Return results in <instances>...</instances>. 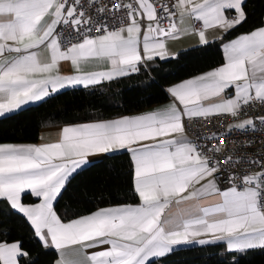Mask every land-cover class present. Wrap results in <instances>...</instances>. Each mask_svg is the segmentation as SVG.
Listing matches in <instances>:
<instances>
[{
    "label": "snow or ice",
    "instance_id": "6c2138e0",
    "mask_svg": "<svg viewBox=\"0 0 264 264\" xmlns=\"http://www.w3.org/2000/svg\"><path fill=\"white\" fill-rule=\"evenodd\" d=\"M108 10H126L128 25L110 29L103 18L94 23L81 0H0V116L69 87L87 89L138 73L140 65L156 57L175 58L167 49L169 39L194 34L202 46L209 43L207 30L227 34L247 22L246 0H174L171 7L163 0H134L113 3ZM226 11L235 15L229 18ZM96 12L102 17L105 7L96 6ZM165 20L167 27L161 24ZM68 28L72 32L63 36ZM62 39L70 46L62 48ZM223 49L224 65L167 90L182 108L174 102L140 115L65 126L57 142L0 144V199L26 218L43 248L57 251L55 264H158L177 246L192 243L226 241L227 250L235 253L264 249V161H243L261 170L230 175V186L221 189L216 174L241 160L203 155L185 135L186 118H238L249 104H264V27L241 34ZM91 59L111 67L80 72L81 64ZM61 62H70L76 74H61ZM229 88L234 96L225 97ZM213 97L221 99L204 103ZM257 119L264 125V117ZM229 127L257 130L252 119ZM204 139L224 143L215 134ZM120 151L130 153L141 203L63 222L53 205L72 174L89 163L90 155ZM209 151L227 149L211 145ZM25 191L41 202L22 203ZM96 248L102 250L88 251ZM27 256L19 242H0L3 264H19L17 258ZM233 264H239L234 257Z\"/></svg>",
    "mask_w": 264,
    "mask_h": 264
},
{
    "label": "trees",
    "instance_id": "16d2710c",
    "mask_svg": "<svg viewBox=\"0 0 264 264\" xmlns=\"http://www.w3.org/2000/svg\"><path fill=\"white\" fill-rule=\"evenodd\" d=\"M247 22L220 39L179 52L175 58H155L139 66V72L91 89L74 88L56 93L46 100L0 118V144L36 143L43 129L98 122L135 115L166 103L167 87L222 65L223 46L230 40L264 25V0H246ZM25 203H36L30 193ZM133 162L121 151L105 156L74 174L55 204L63 222L91 214L98 209L137 204ZM0 242H19L28 253L19 264H55L58 253L45 249L26 218L0 199ZM239 264H264V249L249 251L235 258ZM0 264L1 261H0ZM158 264H233L221 243L175 250Z\"/></svg>",
    "mask_w": 264,
    "mask_h": 264
},
{
    "label": "built area",
    "instance_id": "2783aa9c",
    "mask_svg": "<svg viewBox=\"0 0 264 264\" xmlns=\"http://www.w3.org/2000/svg\"><path fill=\"white\" fill-rule=\"evenodd\" d=\"M72 0H69L71 3ZM84 4V10L86 15L91 16L93 22H97L103 18L108 24L109 28L119 29L128 25L129 21L125 18L126 10L119 12H112L108 9L111 8L113 3H134V0H96V5H89V0H81ZM153 3H160L161 0H152ZM171 7L174 0H163ZM96 6H104L105 12L103 16H99L96 12ZM175 11V9H173ZM123 19V23L121 20ZM144 24V21H141ZM162 26L167 27V21H161ZM196 28L200 27V23L196 22ZM59 30V29H58ZM83 31V30H82ZM72 32L71 28H68L63 32V36H68ZM99 35V33H95ZM79 38L73 39V43L77 42ZM70 45L62 39L61 47L66 48ZM258 117H264V104L254 102L246 106L239 114L238 118H234L231 115L213 116L209 119L195 118L184 121L186 136L200 146L199 150L203 155L209 157L215 156L218 160H223L227 156H231L233 160L240 159L239 164H227L221 167L220 172L216 174V182L221 189L229 187L228 177L235 175L236 177H242L245 174H251L259 172L261 169L259 166L244 163L246 160H261L264 161V125L257 119ZM248 119H252L256 123V131H243V130H230L229 126H234L238 122H242ZM221 136L224 140L222 145L218 144V141L209 142L204 139L211 135ZM216 145L227 151L220 153H214L209 151V146Z\"/></svg>",
    "mask_w": 264,
    "mask_h": 264
},
{
    "label": "crops",
    "instance_id": "0c3cea01",
    "mask_svg": "<svg viewBox=\"0 0 264 264\" xmlns=\"http://www.w3.org/2000/svg\"><path fill=\"white\" fill-rule=\"evenodd\" d=\"M225 15L228 16L229 18H231L232 16L235 15V13H234V11H226V12H225ZM47 19H48V18L46 17L45 20H47ZM176 19L178 20V17H177ZM186 22H187V21H186ZM125 27H126V26H125ZM262 27H264V25H263ZM249 33H250V32H249ZM224 34H225V33H224L222 30L218 29V28H213V29H209V30L206 31V37H207L209 43H210V42H213V41H215V40H217V39H220ZM143 35H144V28H143V24H142L141 39L143 38ZM236 38H237V37H236ZM236 38H234V39H236ZM234 39H232V40H234ZM232 40H230V41H232ZM230 41H228V42H230ZM228 42H227V43H228ZM227 43H226V44H227ZM199 46H201V45H200V41H199V37H198V35H194V34H193V35H185V36H182V37H180V38H178V39H175V40L169 39V40L167 41V49H168V51H169L170 53H174L175 55L178 54L179 52H182V51H185V50H188V49H191V48L199 47ZM223 50H224V49H223ZM141 55H142V56L144 55V54H143V51H141ZM224 57H225V54H224ZM156 58H159V57H156ZM0 62H2V59H0ZM146 62H148V61H146ZM225 62H226V60H225ZM225 62H224L222 65H224ZM222 65H220V66H222ZM220 66H218V67H220ZM110 67H111V66H110L109 62H107V61H100V60H96V59H91V60H89V61H87V62L81 64L80 72H82V73H88V72H94V71H107V70L110 69ZM218 67H215V68H213V69L207 70V71L202 72V73H200V74H197V75H195V76L189 77V78L184 79V80H181V81H179V82H176V83H174V84L168 86V87H167V90H168L169 88L173 87V86H176V85H178V84L184 82V81H187V80H189V79H191V78H193V77L199 76V75H201V74L207 73V72H209V71H211V70H214V69H216V68H218ZM60 73H61V74H64V75H74V74H76V71H75V69L73 68V66L71 65L70 62H61V64H60ZM117 79H118V78H117ZM114 80H115V79H114ZM112 81H113V80H112ZM107 82H110V81H104V82H102L101 84H104V83H107ZM101 84H99V85H101ZM99 85H97V86H99ZM94 87H96V86H92V87H89V88H87V89H91V88H94ZM74 88H83V87H82V86L69 87V88H66V89L60 90L59 92H62V91L67 90V89H74ZM59 92H58V93H59ZM168 93H169V92H168ZM169 96H170V99H169L166 103H163V104L157 105V106L153 107L152 109H150V110H148V111H145V112H143V113H139V114H135V115L144 114V113L151 112V111H153V110H157V109H163V108H165V107L171 105V104L174 103V102L176 103L177 107H180V108L183 107L182 105H179L178 101H175V98L172 97V96L170 95V93H169ZM224 96H225V97H231V96H234V90H233L232 88L227 89L226 92H225V94H224ZM46 99H47V98H46ZM46 99H45V100H46ZM220 99H221L220 97H213V98H211V99L205 101L204 103H205V104L216 103V102H219ZM38 103H40V102L29 103V104H27V105L22 106L20 109H22V108H24V107H27V106H30V105H35V104H38ZM20 109H18V110H16V111H13V112H11V113H8V114H6V115H4V116H0V118H3V117L8 116V115H10V114H12V113H15V112L19 111ZM135 115H129V116H135ZM123 117H124V116H123ZM119 118H121V117H119ZM115 119H118V118H115ZM109 120H114V119H109ZM109 120H104V121H109ZM88 123H90V122H88ZM238 123H239V122H238ZM81 124H83V123H81ZM72 125H79V124H72ZM72 125H65V126H72ZM65 126H59V127H54V128L43 129V130L40 132V134H39V139H38V141H37L36 143H17V144H18V145H20V144H23V145H41V144H44V143L57 142L58 139H59V136H60L61 130H62V128L65 127ZM185 135H186V134H185ZM4 144H11V143H4ZM120 152H121V151H120ZM105 156H106V155H104V154H96V155H90V156H88L87 159L89 160V163H88L86 166H84L82 169H84L85 167H87L88 165H90V164H92V163H94V162H97V161L103 159ZM82 169H80V170H82ZM80 170H78V171H80ZM78 171H77V172H78ZM77 172H76V173H77ZM76 173H74V174H76ZM74 174H72V176H73ZM72 176H71V177H72ZM71 177H70V178H71ZM70 178H69V180H70ZM69 180H68V181H69ZM205 182H206V181H201V184H203V183H205ZM67 183H68V182H67ZM67 183H66V185H67ZM65 187H66V186H65ZM195 187H200V185H195ZM63 190H64V189H63ZM63 190H62V192H63ZM62 192H61V194H62ZM27 193H30V192L25 191L24 193H22V197H21V202H22V203H24V204H26V205H33V204H37V203H40V202H41V198L36 197V198H38V201H37L36 203H25V202L23 201V196H24L25 194H27ZM61 194H60V195H61ZM33 196H34V195H33ZM59 197H60V196H59ZM59 197H58V198H59ZM58 198H57V200H58ZM57 200L54 202V205H53L54 209H55V204H56ZM140 203H141V201H140V199H139V202H138L137 204H126V205H138V204H140ZM9 205H10V204H9ZM119 206H120V205H119ZM110 207H114V206H110ZM105 208H109V207H105ZM101 209H103V208H101ZM13 210H14V209H13ZM14 211H15V210H14ZM16 212H17V211H16ZM93 213H94V212H93ZM88 215H89V214H88ZM85 216H86V215H85ZM82 217H83V216H82ZM70 221H71V220H70ZM32 228H33V227H32ZM33 230H34V229H33ZM201 238H206V237H201ZM207 238H210V237H207ZM217 243H221V244L224 245V252H225V255H227V256H229V257H232V258L234 257V258H236V257H238L239 255L243 254V253L229 252V251L227 250V247H226V241H220V242H217ZM8 244H11V243H8ZM207 245H211V244H207ZM207 245H199L198 243H192V244H187V245H180V246H177L175 250L182 249V248H188V247H194V246H207ZM103 247H104V248H107L108 246L105 245V246H103ZM53 250H54V249H53ZM99 250H102V249H101V248L88 249V251H89L90 253H91V252H95V251H99ZM258 250H262V249L247 250L246 252H249V251H258ZM246 252H245V253H246ZM58 258H59V257H58ZM58 258H57V259H58ZM17 259H18V261H19L20 257H18ZM1 263L3 264L2 261H1Z\"/></svg>",
    "mask_w": 264,
    "mask_h": 264
}]
</instances>
